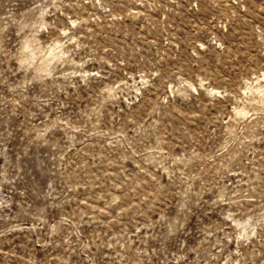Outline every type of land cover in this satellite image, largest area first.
<instances>
[{"label": "rangeland", "instance_id": "374dc122", "mask_svg": "<svg viewBox=\"0 0 264 264\" xmlns=\"http://www.w3.org/2000/svg\"><path fill=\"white\" fill-rule=\"evenodd\" d=\"M0 264H264V0H0Z\"/></svg>", "mask_w": 264, "mask_h": 264}]
</instances>
